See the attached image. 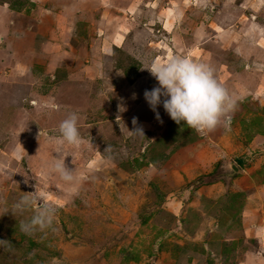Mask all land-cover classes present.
I'll return each instance as SVG.
<instances>
[{"label":"rangeland","instance_id":"374dc122","mask_svg":"<svg viewBox=\"0 0 264 264\" xmlns=\"http://www.w3.org/2000/svg\"><path fill=\"white\" fill-rule=\"evenodd\" d=\"M38 1L0 4L22 11L17 21H26L25 15L41 19L43 14L44 23H50L57 7L50 0ZM76 1L81 10L94 5ZM184 1L183 16L176 20L177 36L165 39L159 25L149 29L140 24L143 28L133 42L129 33L128 46L141 50L106 52L103 67L94 64L84 71L92 72L90 77L79 69L91 64L84 55L93 42L82 17H75L71 25L66 20L58 24L67 32L58 33L59 43L73 49L72 74L62 83L49 82L46 87L40 82L27 88L3 78L9 73L0 67V264H239L244 251H264V235L255 232L264 222V0ZM59 13L67 16L60 8ZM159 38L167 43L162 46L171 47L168 58L188 55L208 64L234 99L233 109L214 129L197 131L183 121L177 124L162 105L157 111L163 122L155 118L143 92L157 81L140 77V70L146 71L161 53L145 47L149 40L154 46ZM49 39L55 40H45ZM62 89L79 97L65 99L76 104L73 111L79 116L76 145L62 143L58 131L68 113L65 109L71 108L55 99ZM7 92L13 95L5 96ZM39 107L62 111L52 117L39 114ZM137 127L143 134L131 131ZM63 158L74 169L72 183L48 170L51 161ZM211 182L218 184L213 197L221 194L216 201L224 206L223 197L236 194L229 228L218 230L214 222L207 226L220 236L218 242L200 236L192 223L196 217L191 210L186 212L192 191ZM23 196L36 199L21 210L16 205ZM167 199L177 204L181 200L179 208L186 216L175 218L161 209ZM204 199L201 196V203ZM214 201H207L208 207ZM44 204L55 209L52 224L21 230V223L27 225ZM229 240L236 244L232 253H226L228 261L220 252ZM128 255L135 257L127 260Z\"/></svg>","mask_w":264,"mask_h":264},{"label":"crops","instance_id":"0c3cea01","mask_svg":"<svg viewBox=\"0 0 264 264\" xmlns=\"http://www.w3.org/2000/svg\"><path fill=\"white\" fill-rule=\"evenodd\" d=\"M30 1L35 3L37 0ZM50 1H53V4L57 7L56 9L58 10V13H53L54 15L50 17V23L48 22L47 24L44 23L43 14L41 15V19L36 18V20H34L32 19L34 16L25 15L24 17L26 18V21H19L20 19L17 21L16 19L18 17L21 18L23 14L22 11L19 12L11 8L8 9L7 6H4V3L0 4V20L4 21L3 24H0L3 26H0V67H7L9 74L3 75L2 77H6L5 79L8 81H15L27 88L33 87L34 84L44 82L46 83L44 86L49 87V82L60 84L62 81L69 78V76L72 74V67L74 66L72 58L73 49L68 47L66 50L67 44L59 43L57 38L58 33L62 34L63 36H67L66 29L60 28L58 25L59 22L62 23L64 20H66V23L71 25V22L75 17H82L88 21L86 23V27L91 33H93V37H90L92 38L93 42L91 43L90 50L85 51L84 56L90 59L91 64H83L84 67L79 69L81 70L84 68L85 70H81V73L83 72L87 74L88 77H90L92 72L88 74V72L84 71H88V68L93 67L94 64L96 67H103L106 52L109 53V51H113L115 48H119L127 52L131 51V49L133 52H135L137 48L140 49V47L136 46V43H133V46H136L135 48L128 46L130 45V39H132L131 42H133L134 34L138 32L139 29L143 28L140 24L147 25L146 28L149 29H151V27H158L159 25L162 31V36H164L163 38L165 39L166 37L170 36V34L171 36H173V34L176 35V20L182 18L185 10V1L183 2V0H124V2L123 0L122 2L121 0H86L87 2H92L94 4L91 9L89 8L87 10H81L78 8L76 0L72 1V3H68L71 2L70 0ZM60 1H65L66 3H61L58 5ZM40 2L41 0L38 1V4ZM125 2L127 3L124 4ZM59 8L60 12H66L67 16L59 13ZM3 14L6 16L3 17ZM7 17H9L11 20L8 21ZM12 17L14 19H12ZM53 19H55V21L57 20L56 25H52ZM92 19L95 23H93ZM111 25L115 27V29L112 28L110 31H107V27H110ZM129 33H131L132 38H130ZM48 37L55 40H45L48 39ZM116 39L117 41L121 42H116ZM178 40L181 44L180 48H184L182 38ZM149 41L148 46L145 45L146 48L157 49L161 51V53H158V57H155V60H167L168 57L166 55H168L167 51L169 47L166 48V46H162L160 44L163 43L164 45H167V43H165L162 38H159L158 41L156 40L154 42V46L151 47L152 44H149ZM64 42L66 43V38ZM37 44H39L38 48L35 47ZM93 47L96 49L94 54L95 58L92 54ZM122 50L117 51L120 52ZM69 59L71 61H69ZM66 60H68V62ZM155 60L152 58V62ZM151 63L148 65H151ZM50 64H53L52 73ZM140 72V77L152 80L155 79L154 76L151 78L152 75L148 69L146 71L140 70ZM62 91L63 92L58 93L59 97L55 96V99H60L62 106L64 105V102H67L69 106H71V108L65 109V113L73 111L74 105L76 104L65 101V99L70 98L73 101V99L79 100V97H74L73 92H65L64 89H62ZM29 94H32V92L29 91ZM8 95L12 96L13 92H7L5 94V96ZM44 95L45 94H42V96ZM30 96L35 97L34 95ZM14 100L16 99H12V101ZM40 108L41 110L39 114L52 117L56 116L57 114H61L62 111L61 109L56 112V110L51 107H47L46 109L39 107V109ZM31 109L33 108H29V110ZM42 111H44V113ZM12 112L11 116H14L15 113L12 114ZM20 145L23 146V140L20 141ZM19 155L21 156V152ZM7 158L11 161L13 160L10 156ZM35 172L37 173V171ZM215 187L218 188V184L216 182H211L200 185L194 191H192V199L188 201L186 205V208L188 209L186 212L191 210L192 213H190L192 216L196 217L197 220L193 221L192 223L195 229H199L200 236H207L211 239H215V242H218L220 236L212 228L207 229V226L214 222V225L218 227V230L221 229L222 231L223 228V230H225V227L229 228V222L234 213H231L230 211L231 208L228 206L229 200L226 196L223 197V201L226 202L227 206H224L221 200L216 201V199L221 198V194L220 196H217L218 198L213 197L211 192L213 189H215ZM184 193H189V191L185 190ZM201 196L206 198L202 203ZM210 199H213V201L215 200L217 203L214 201L215 204L208 207L207 201ZM179 201V204H177L175 201H173V199H167L164 204H162L161 209H164V211H167L169 215L175 218L178 217V215L185 217L186 215L184 214L186 212L184 213V209L180 210L179 207H182V203L181 200ZM172 206L173 208L171 209ZM215 209L216 211H214ZM181 212L184 214L182 215ZM210 212L216 217L213 219L209 218L210 215H208V213ZM263 224L264 222L261 223L259 228L255 231L256 233L260 231L258 234L259 236L264 235ZM193 229L194 228L191 230ZM242 256L244 259L241 260L239 264H264V251L262 249L246 250L242 253Z\"/></svg>","mask_w":264,"mask_h":264},{"label":"clouds","instance_id":"9594fccd","mask_svg":"<svg viewBox=\"0 0 264 264\" xmlns=\"http://www.w3.org/2000/svg\"><path fill=\"white\" fill-rule=\"evenodd\" d=\"M148 68L158 82L151 89H145L144 99L155 118L163 122L157 106L162 105L169 117L180 124L184 122L188 127L197 131L212 130L231 109L235 101L228 90L215 78L213 69L206 63L194 61L188 55H174L165 61L155 60ZM135 98V93H133ZM79 116L76 111H69L58 124L61 142L69 145L80 143ZM132 123L136 124L133 117ZM133 132L143 134L139 127ZM50 173L58 174L59 178L67 183L76 179L74 169L65 164V160L56 159L48 166ZM44 199L41 194L39 197ZM36 199L32 196H23L16 205L18 209L30 206ZM55 209L44 204L35 209L27 225L21 223V230L29 225L48 227L54 220Z\"/></svg>","mask_w":264,"mask_h":264},{"label":"trees","instance_id":"16d2710c","mask_svg":"<svg viewBox=\"0 0 264 264\" xmlns=\"http://www.w3.org/2000/svg\"><path fill=\"white\" fill-rule=\"evenodd\" d=\"M256 122H257V120H256ZM248 124H253V123H248ZM190 130H193V129H190ZM154 161H156L155 159H153ZM151 161V160H150ZM151 162H153V161H151ZM262 182H264V179L262 180ZM234 196H236V194L235 193H233V194H229L228 193V195L226 196L227 198H229L228 200H229V207L231 208V209H233V207H232V200H233V198H234ZM234 216V215H233ZM235 242L233 241V240H229L227 243H225V245L223 244V248H222V250H221V255H223V254H225V259L226 260H228L229 261V256L226 254V253H232V251H233V249H234V246H235ZM135 256L134 255H128L127 257H126V259L128 260V259H131V258H134ZM232 257V256H231Z\"/></svg>","mask_w":264,"mask_h":264}]
</instances>
